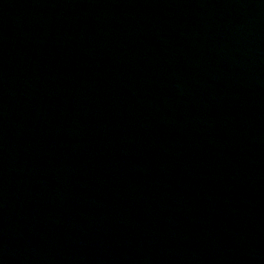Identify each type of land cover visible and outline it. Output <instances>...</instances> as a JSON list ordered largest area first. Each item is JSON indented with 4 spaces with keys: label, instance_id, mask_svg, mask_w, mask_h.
Segmentation results:
<instances>
[{
    "label": "water",
    "instance_id": "1",
    "mask_svg": "<svg viewBox=\"0 0 264 264\" xmlns=\"http://www.w3.org/2000/svg\"><path fill=\"white\" fill-rule=\"evenodd\" d=\"M0 264H264V0H0Z\"/></svg>",
    "mask_w": 264,
    "mask_h": 264
}]
</instances>
